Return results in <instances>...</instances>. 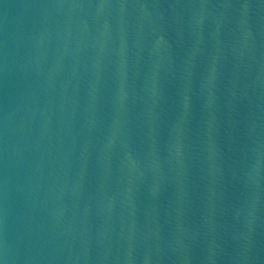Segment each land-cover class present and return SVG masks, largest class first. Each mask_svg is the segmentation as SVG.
Returning <instances> with one entry per match:
<instances>
[{"label":"water","instance_id":"95a60500","mask_svg":"<svg viewBox=\"0 0 264 264\" xmlns=\"http://www.w3.org/2000/svg\"><path fill=\"white\" fill-rule=\"evenodd\" d=\"M0 264H264V0H0Z\"/></svg>","mask_w":264,"mask_h":264}]
</instances>
